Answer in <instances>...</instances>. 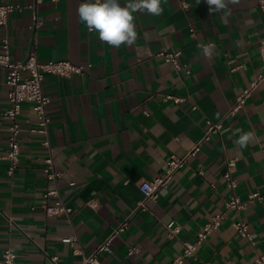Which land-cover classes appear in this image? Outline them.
Returning a JSON list of instances; mask_svg holds the SVG:
<instances>
[{
    "label": "crops",
    "instance_id": "1",
    "mask_svg": "<svg viewBox=\"0 0 264 264\" xmlns=\"http://www.w3.org/2000/svg\"><path fill=\"white\" fill-rule=\"evenodd\" d=\"M33 1L0 0V5L25 7ZM259 1L238 0L210 13L206 0H167L159 16L133 13L137 40L118 48L80 21L77 7L84 0H44L37 29L31 28L30 11L12 14L0 27V42L9 38L13 61H24L35 50L41 63L71 61L83 65L85 74L46 77L50 149L41 135L24 133L20 164L10 174L8 123L2 116L9 107L7 72L0 67V260L12 249L17 264H53L54 256L61 264H83L127 222L111 252L97 256L100 264H172L184 243L194 242L214 216L225 212L221 227L184 264H254L264 255V198L249 201L253 193L264 195V80L242 109L229 113L264 74ZM119 2L124 6L129 0ZM206 43L213 44L209 56L202 50ZM164 51H181L189 73L160 57ZM167 96L186 100L176 104ZM32 116V104H24L21 118ZM207 120L222 123V129L189 157L157 201L145 199L139 184L162 175L170 156L187 155L205 137ZM237 128L253 134L244 149L236 144L242 133L232 134ZM50 153L55 168L65 173L57 183L43 172ZM234 158L235 190L225 179L226 160ZM54 188L73 208L69 217H49L39 208L45 192ZM234 193L246 204L240 212L226 208ZM57 200L50 197L47 203ZM238 219L248 223L254 244L236 232ZM170 224L179 229L173 239ZM68 237L74 240L64 243ZM132 247L139 252L130 254Z\"/></svg>",
    "mask_w": 264,
    "mask_h": 264
},
{
    "label": "built area",
    "instance_id": "2",
    "mask_svg": "<svg viewBox=\"0 0 264 264\" xmlns=\"http://www.w3.org/2000/svg\"><path fill=\"white\" fill-rule=\"evenodd\" d=\"M44 0H34L32 4L28 6H21L15 4H4L0 5V27H5L8 24L9 18L12 14L16 12H22L23 10H28L31 12L33 24L32 29H37L41 26L42 21L39 18V5ZM57 1V0H54ZM261 10L264 13V0L259 1ZM184 9H188L189 5L184 4ZM196 32L192 30V36H195ZM213 46L212 43H206L202 45V50L206 55H210V49L206 53L204 51L205 47ZM160 57L164 58L167 63H170L174 69L178 72L186 71L189 73L188 66L181 62L182 52H161ZM0 67L4 68L7 72L6 75V86L8 88V102L9 107L3 113V119L8 123V152L6 159L10 162L9 173L12 174L20 164L22 147H21V137L24 133H29L32 135H41L43 137L42 145L50 149V125L51 117L48 114L47 108L51 102L50 97L46 94L44 90V82L48 75H55L63 78H72L74 76H82L85 74V67L83 65L75 64L71 61H50L47 63H41L38 60V56L35 50L31 51L26 60L24 61H13L11 58V44L8 37H5L0 42ZM264 80V74L260 75L256 80H254L248 90L241 94L229 112L230 115H235L240 109L243 108L246 98L253 92L257 86ZM167 100H173L176 104H181L185 102V98L179 96H167ZM29 103L32 104L33 116L27 119H22L23 105ZM194 109H197L195 106ZM148 114V112H146ZM208 131L202 140L196 142L195 146L190 150V152L179 157L177 155H172L167 160L166 171L153 180H144L139 184L140 191L144 195L145 199L157 201L163 190L170 187L175 174L184 169L188 164V159L190 156L197 155L203 143L210 140L211 135L218 133L222 127V123H214L207 120ZM51 152V151H50ZM227 171L225 173V179L228 186L235 190L238 186L237 180L233 177V173L237 166V159H227L226 160ZM43 172L45 174L46 180L49 182L57 183L65 175L64 172L57 170L54 164V156L50 153L45 159V165L43 167ZM202 174V173H201ZM50 197H56L58 200L55 201L53 205H49L47 200ZM264 195L260 193H253L249 196V201L253 202L255 200H262ZM89 205L94 207L95 202H89ZM143 207V203H140ZM36 208V207H35ZM39 208L45 212L49 217L56 216H67L69 217L73 208L66 205L59 198V190L57 188L48 190L44 194V202L40 204ZM227 211L234 210L240 212L246 208V204L241 200L237 194H233L227 202ZM226 212L223 214H218L214 216L197 235V239L194 242L184 243L183 254L178 256L172 264H184L185 258H194L199 248L202 246L204 241H206L216 230H218L223 221L225 220ZM234 228L238 234L242 237L247 238L254 244L253 235L249 232V225L243 219H238L234 223ZM128 227V223L124 222L114 233L108 238L94 253L92 256L85 258L83 264H100L97 260V256L101 252H111V243L115 236L120 232H124ZM168 237L173 239L177 236L179 229L172 226V224L167 226ZM74 240L73 237L64 238L62 241L64 243H70ZM139 249L137 247H132L129 249L130 254L138 253ZM18 256L16 252L12 249H7L0 260V264H17ZM53 264H61L57 256L52 257ZM209 264V263H207ZM228 264H231L230 262ZM254 264H264V255L260 254L255 260Z\"/></svg>",
    "mask_w": 264,
    "mask_h": 264
},
{
    "label": "clouds",
    "instance_id": "3",
    "mask_svg": "<svg viewBox=\"0 0 264 264\" xmlns=\"http://www.w3.org/2000/svg\"><path fill=\"white\" fill-rule=\"evenodd\" d=\"M167 0H129L122 6L119 0H84L77 7L80 21L87 27L89 33L98 34V39L106 44L118 48L121 45L132 46L137 40L135 17L133 13L146 12L159 16L164 9L162 3ZM210 13L221 12L229 4H236L238 0H206ZM230 11V10H229ZM211 46L204 48L207 53ZM238 136L236 144L244 149L253 139L251 132H243L237 128L232 134Z\"/></svg>",
    "mask_w": 264,
    "mask_h": 264
}]
</instances>
